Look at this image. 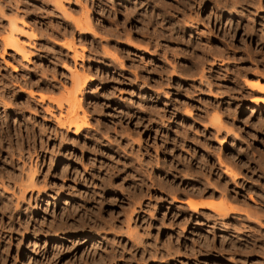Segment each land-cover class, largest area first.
Here are the masks:
<instances>
[{
	"label": "rangeland",
	"instance_id": "374dc122",
	"mask_svg": "<svg viewBox=\"0 0 264 264\" xmlns=\"http://www.w3.org/2000/svg\"><path fill=\"white\" fill-rule=\"evenodd\" d=\"M256 85L264 0H0V264H264Z\"/></svg>",
	"mask_w": 264,
	"mask_h": 264
},
{
	"label": "bare ground",
	"instance_id": "6f19581e",
	"mask_svg": "<svg viewBox=\"0 0 264 264\" xmlns=\"http://www.w3.org/2000/svg\"><path fill=\"white\" fill-rule=\"evenodd\" d=\"M8 41V40H7ZM9 41H11V42H8L9 43V45H8V49H15V50H17V51H21V50H19V49H21V46L19 45V43H18V41H15L14 39H11V40H9ZM21 53H24V51L23 52H21ZM24 55H25V53H24ZM83 82V81H82ZM85 83V82H84ZM83 83V84H84ZM80 87V86H79ZM255 89H257V90H260V91H262L264 88H262V87H260L259 85H256V86H253ZM76 87H74V89H75ZM76 89H78V87L76 88ZM75 93V92H74ZM77 100V99H76ZM68 101H70V100H68ZM74 104H76V102H75V99L73 100V101H71L70 102V106H72V105H74ZM78 104V103H77ZM73 107V106H72ZM71 107V108H72ZM75 119V118H74ZM74 119H70L71 120V122L73 123V125H75V126H77V131H76V133H78L79 131H80V129H81V127L83 126V124L84 123H82V124H79V122L77 121L78 119L76 118V120H74ZM73 120V121H72ZM70 122V123H71ZM189 203V206L193 209V210H198L199 208H207V207H209V206H211V204L210 203H207V202H195V201H189L188 202Z\"/></svg>",
	"mask_w": 264,
	"mask_h": 264
}]
</instances>
